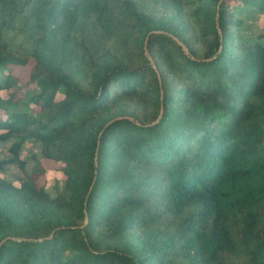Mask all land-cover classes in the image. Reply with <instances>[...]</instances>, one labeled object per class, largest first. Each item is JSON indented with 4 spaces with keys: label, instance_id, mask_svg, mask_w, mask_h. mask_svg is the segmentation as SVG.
<instances>
[{
    "label": "trees",
    "instance_id": "obj_1",
    "mask_svg": "<svg viewBox=\"0 0 264 264\" xmlns=\"http://www.w3.org/2000/svg\"><path fill=\"white\" fill-rule=\"evenodd\" d=\"M258 13L264 0H0V172L22 176L0 178V264H264Z\"/></svg>",
    "mask_w": 264,
    "mask_h": 264
},
{
    "label": "rangeland",
    "instance_id": "obj_2",
    "mask_svg": "<svg viewBox=\"0 0 264 264\" xmlns=\"http://www.w3.org/2000/svg\"><path fill=\"white\" fill-rule=\"evenodd\" d=\"M250 26L252 27L253 31L257 34L264 35V14L258 13L252 19H249ZM32 66L31 62H28V64L24 67H14L12 73L16 75L22 82L27 81L28 79V73ZM1 113V109H0ZM8 143H0V157L5 158L8 156L7 148ZM39 152V146L37 144H32L31 142H27L23 148V150L20 152V157L23 159H30L31 154H38ZM33 165L32 160L29 163L28 169ZM44 167V174L38 179V184L45 186V189L50 193L54 195V187L60 186L61 180L63 179V176L61 175L59 178H56L55 176L50 180L49 179V173H59L60 171V165L57 163H54L52 161H44L43 162ZM0 178L6 179L10 182H12L14 185L19 186L20 179L22 178L21 174L19 173L18 169L13 166L9 165L6 166L3 171L0 172Z\"/></svg>",
    "mask_w": 264,
    "mask_h": 264
},
{
    "label": "clouds",
    "instance_id": "obj_3",
    "mask_svg": "<svg viewBox=\"0 0 264 264\" xmlns=\"http://www.w3.org/2000/svg\"><path fill=\"white\" fill-rule=\"evenodd\" d=\"M62 174H59V173H49V179L51 180L54 176L56 177V178H59L60 176H61Z\"/></svg>",
    "mask_w": 264,
    "mask_h": 264
},
{
    "label": "water",
    "instance_id": "obj_4",
    "mask_svg": "<svg viewBox=\"0 0 264 264\" xmlns=\"http://www.w3.org/2000/svg\"><path fill=\"white\" fill-rule=\"evenodd\" d=\"M179 45H181L182 46V44L179 42ZM182 49L187 53V50H186V48L185 47H183L182 46ZM145 54L147 55V53L145 52Z\"/></svg>",
    "mask_w": 264,
    "mask_h": 264
}]
</instances>
